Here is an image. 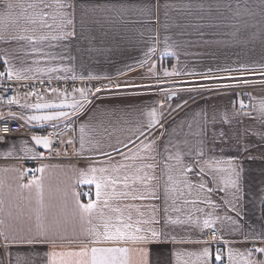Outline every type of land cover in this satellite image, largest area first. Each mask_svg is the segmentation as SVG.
<instances>
[{
    "label": "crops",
    "instance_id": "crops-1",
    "mask_svg": "<svg viewBox=\"0 0 264 264\" xmlns=\"http://www.w3.org/2000/svg\"><path fill=\"white\" fill-rule=\"evenodd\" d=\"M13 2L25 7L11 10L13 18L4 35L16 38L0 39V57H6L11 67L30 77L26 80L75 76L82 81L110 79L121 87L100 91L88 98L90 102L84 103L82 109L75 110L73 116L61 120L28 121L22 117L73 111H38L25 106L71 104L81 100L80 93L75 91L80 86L68 96L50 92L41 97L25 96L19 101L21 111L17 117L22 129L0 143V219L5 221L6 234L10 231L32 237L37 232L36 213L40 205L35 187L31 191L19 188L31 180L21 175L24 169L20 160L38 158L49 147L36 145L31 129L73 123V129L62 135V142L71 141V153L77 159L37 165L46 166L43 173L36 171L34 176L42 177L44 223L71 216L75 209L72 191L79 194L81 203L96 200L95 185L80 182L81 170L110 169L111 165L125 163L131 167L109 174L121 181L128 177V186L117 184L116 191L129 195L110 200V207L103 211L115 216L118 214L111 212V208H120L119 214L125 220L131 217L129 223L160 234L153 238L149 231H144L141 234L149 237L146 242L126 245L146 249L147 264H213L212 244L205 239L212 230L216 231L227 259L225 264H242L241 255L246 249L264 247V239L244 240L245 233L251 235L264 229V137L260 135L264 133V120L258 112V106L264 102V82L227 87L182 101L177 97L166 101L160 84L150 80L159 77L166 84L246 72L264 75V0H64L74 6L64 9L57 8V0H43L35 9L26 6L37 0ZM6 3L7 0H0V15ZM60 11L71 13L68 18L72 24H62ZM40 12L48 13L43 21L39 15H33L34 22L24 18ZM65 31L73 35L51 39ZM29 36L34 39L20 38ZM41 36L48 39L40 40ZM149 48L155 50L149 53ZM166 49L175 55L166 54ZM49 68L58 70L49 72ZM65 68L68 70L64 71ZM0 69L5 70L2 59ZM165 70L171 75H165ZM240 101L247 103V109H241ZM152 107L163 114L160 123L164 127L154 126L146 139L139 133L146 128L147 111ZM245 112L250 115H244ZM148 139L155 141L150 152L140 148L141 142ZM114 148L119 151L114 152ZM129 150L139 151L143 159L125 161L119 153L129 154ZM101 152L109 153L110 158L99 155ZM177 154L180 161L169 159ZM229 161L242 169L238 201L232 200L233 190L221 182L228 175ZM147 164L153 167L136 172ZM188 166L191 171H185ZM145 173L152 177L147 185L134 179ZM141 195L147 198L133 199ZM230 200L232 203H228ZM233 206L236 212L231 210ZM209 217L215 223L211 229H205L203 220ZM225 217H232L237 225ZM236 227L238 230L233 231ZM88 242L89 238L79 234V226L73 230L71 225L48 243H13L5 248L0 238V264H48L50 251L77 249ZM205 248L209 250L207 257L202 256ZM251 258L264 259V254L253 253ZM132 259L139 261L141 257L133 253Z\"/></svg>",
    "mask_w": 264,
    "mask_h": 264
},
{
    "label": "snow or ice",
    "instance_id": "snow-or-ice-1",
    "mask_svg": "<svg viewBox=\"0 0 264 264\" xmlns=\"http://www.w3.org/2000/svg\"><path fill=\"white\" fill-rule=\"evenodd\" d=\"M43 3V0H37L35 3H29L27 4V8L35 9L39 7V5ZM44 7H49L48 4H44ZM5 11L2 15H0V39H15L16 37L6 36L4 33L8 29V21L13 18V13L11 10L20 7L24 8L25 6L20 3H14L13 0H7V3L5 4ZM74 6L71 3L64 2V0H57V8L58 9H64V8H73ZM225 7H228L229 11H231V8L227 5ZM33 15H39V18L43 21L45 17L48 16V13L40 12L36 14H29L26 15L24 18L27 19L29 22L33 21ZM58 15L62 18V24L63 25H70L72 24V20L68 17L71 15V13H66L63 11L58 12ZM14 22V21H13ZM49 26L50 25H46ZM73 35L72 32H62L60 36H52V40L67 38L68 36ZM21 39H29L32 40L34 37H20ZM40 40L48 39L46 36L39 37ZM35 50V49H34ZM155 49L149 48L148 52L151 53ZM166 54L168 55H175L174 52H172L170 49H166ZM0 59L3 60L5 64V70L0 71V77H7L9 80L15 78L16 80H26L30 77L26 75H22L20 71L15 70L13 67L9 65V62L6 57H0ZM261 67H264V65H261ZM57 68H49L47 71L49 72H55L57 71ZM64 71H67L68 69H63ZM37 71H44V69H37ZM150 71H153V69H150ZM165 75H171V73H168L167 70H165ZM76 77L74 76L73 79ZM95 78V77H90ZM83 79V77H81ZM244 84H248L249 81L244 80ZM239 86L236 85H220L219 87H234ZM116 88H120L121 86L119 84L115 85ZM125 87H138L136 85H125ZM7 91V89L5 90ZM50 91H57L56 89H50ZM75 91H78L81 96V100L76 101L74 100L71 104H49V103H36L32 105H26L25 107L36 109V110H44V109H63V108H69L73 111H63V110H57V111H50L46 112L44 114L39 115H30L27 117H22V119H27L28 121H53V120H61V119H67L75 114V110H79L83 108L84 103H89L88 101V95L90 90L85 89H76ZM96 93H99L101 91L100 88H97ZM66 95V93H65ZM175 95V93L168 94L165 93L166 99H171V97ZM235 103V102H234ZM9 104H18V99H13L9 101ZM163 105H161L162 107ZM180 105H177V108H179ZM240 107L241 109L245 108L246 105H244L243 101H240ZM258 112L260 113V117L262 120H264V102H261V104L258 106ZM244 115H250V113H243ZM10 116H14L15 114L9 113ZM234 115H239V113H234ZM147 116L149 117L147 126L144 129V131L140 132L139 135L146 137V134H151V130L154 128V126L157 127V129H162L164 125L160 123V120L163 118L162 113H158L156 107H152L150 110L147 111ZM225 122H227V117L225 116ZM67 126V125H66ZM55 127V125H53ZM8 128H4L3 132L5 134L9 133ZM139 131V130H138ZM81 132L83 133V127L81 128ZM221 135H223L221 133ZM262 137H264V133L260 134ZM4 137L0 136V140H3ZM215 139V138H214ZM32 140L35 142L36 145H42L44 148H48L51 141L48 136H38L33 135ZM131 139L129 140V143H131ZM71 143V141H69ZM155 141L148 139V142H141L140 148H142L145 151L150 152ZM203 143V141H201ZM84 144V138L81 137V146L83 147ZM122 147H127V145H121ZM114 152H118V149H113ZM101 156H108L110 158L109 153H98ZM122 158L125 161H135L136 159L140 158L143 159V157H140L139 151L133 153L131 150H129V154L119 153ZM198 155H202V152H198ZM40 155H43L40 153ZM169 159H175L177 161H180L181 157L179 154L175 156H170ZM46 166H41L37 168L35 171L43 173ZM131 167L129 164L121 163L117 165H111V168L107 167H89L87 171L81 170L80 171V177L81 183H88V184H94L96 189V200L95 201H89L88 203H81L79 200V194L75 191H72L70 193L73 203L75 204V209L71 213V216H65L62 220H56L52 224H46L41 220V216L43 215V196H44V187L41 178L33 177V179L29 180L28 183H22L19 185V188L21 189H28L29 191L32 190L33 187H35L36 194H37V203L40 205L39 209L37 210V232L35 236L32 237H23L18 236L12 232H8L6 234V228H5V221L3 219H0V238L3 239L4 247L7 248L9 244L13 243H26V244H35V243H48L50 242L51 237L55 236L57 233H60L62 231H65L69 225L72 226L73 230L76 229L77 226H79V234L83 237L89 238L88 243H83L81 246H79L77 249H67L62 251H56L52 250L49 253H47L48 256V264H147V250L143 247H140L138 249L130 248L126 245L129 243L133 244H140L142 245L144 242H146L149 237L147 235L141 234L144 231H149L151 233V237L155 238L158 237L160 234L152 229H142L141 227L134 226L133 224L129 223L128 221L131 220V217H128V220H125L121 213L120 208H111V212L117 213L118 215L112 216V215H106L103 211L105 208H109V201L112 199H118L121 196H128V192H117L116 191V185L123 183L125 187H127V181L128 177L125 176L123 181H121L118 176H114L109 174L111 173H119V171L123 168ZM153 165L147 164V165H141L139 168L136 169V172H141L144 168H152ZM191 166H188L185 168V171H191ZM28 170L25 169L24 172L21 173V175H24ZM203 171V169H201ZM241 171L238 166L234 165L232 161H229V168L227 169L228 175L222 179V183L225 185L226 188L232 189L231 192L232 200L238 201L240 199L239 193H240V177H241ZM99 173V175H97ZM135 180H139L145 185H147V182L152 179V177L148 176L147 173L144 174V176H140L137 174L134 177ZM171 179V177H169ZM201 188H204V184L200 185ZM111 189V191H109ZM221 191H224V188L220 189ZM209 192L212 191V189H208ZM68 195V193H66ZM146 199L147 197L141 195L139 197L133 196V199ZM2 203V201H0ZM228 203H232V201H228ZM232 211L236 212L235 206L232 207ZM237 215L239 213L237 212ZM225 219L229 220L232 225H237V221L234 220L232 217H225ZM96 221L95 223L93 221ZM179 221H173V223H178ZM147 223V221H145ZM215 223L214 219L209 217L203 220V228L205 229H211L213 227V224ZM238 227L233 228V231H237ZM217 237H212V239H216ZM251 239H264V229H262L260 232L256 233L253 232L251 235L245 233L244 240H251ZM102 243L108 244L110 243L111 246H99ZM123 244L124 246H119L120 244ZM138 253L141 257L139 261H134L132 259V254ZM253 253H260L264 254V247H253L246 249V252L244 255H241V261L242 264H264V259H252ZM209 255V250L207 248L203 249L202 256L207 257ZM230 257L232 255V252L229 253ZM217 260H220V256L217 255Z\"/></svg>",
    "mask_w": 264,
    "mask_h": 264
},
{
    "label": "built area",
    "instance_id": "built-area-1",
    "mask_svg": "<svg viewBox=\"0 0 264 264\" xmlns=\"http://www.w3.org/2000/svg\"><path fill=\"white\" fill-rule=\"evenodd\" d=\"M1 71V69H0ZM81 87V89L90 90L88 98H92L97 95L96 89L100 88L102 90L114 89L115 83L110 79L101 80H76V79H31V80H16L7 79L0 77V136L4 139L0 140V143L4 142L9 136L18 134L22 125L19 120L18 112L21 111L19 101L25 96L29 97H41L50 92H61L68 96L70 95L76 87ZM7 89V91H5ZM50 89H56L57 91H50ZM13 99H18V104H9V101ZM247 109V103L244 102ZM9 113L15 114L10 116ZM4 128H8L9 133L5 134L3 132ZM73 129V123L66 125H48L45 127L31 129V135L38 136H48L51 143L47 151L42 152L35 159H22L20 163L23 169L28 171L24 174L26 179H32L36 174L37 165L40 162H56L64 160H76L77 157L71 153V145L69 143L62 142V135L68 130ZM217 237L215 230L209 231L206 235V241L212 244L213 264H225L227 259L223 254V250L218 243V239H212V237ZM217 255L220 256V260H217Z\"/></svg>",
    "mask_w": 264,
    "mask_h": 264
},
{
    "label": "rangeland",
    "instance_id": "rangeland-1",
    "mask_svg": "<svg viewBox=\"0 0 264 264\" xmlns=\"http://www.w3.org/2000/svg\"><path fill=\"white\" fill-rule=\"evenodd\" d=\"M150 80L155 84L158 82L162 91V95L165 97V93L168 94L175 93L174 97H177L180 101L185 100L187 97H195L200 94L207 92H213L227 87H219L220 85H236L242 87H248L252 85H258L264 82V75L253 72H246L242 75L228 76V77H214V78H204L196 80H176L174 82L163 83L162 80L157 77H150ZM249 81L248 84H244L243 81ZM150 82V83H152ZM166 101L168 99L165 98Z\"/></svg>",
    "mask_w": 264,
    "mask_h": 264
},
{
    "label": "water",
    "instance_id": "water-1",
    "mask_svg": "<svg viewBox=\"0 0 264 264\" xmlns=\"http://www.w3.org/2000/svg\"><path fill=\"white\" fill-rule=\"evenodd\" d=\"M175 95H173L171 98H173Z\"/></svg>",
    "mask_w": 264,
    "mask_h": 264
},
{
    "label": "trees",
    "instance_id": "trees-1",
    "mask_svg": "<svg viewBox=\"0 0 264 264\" xmlns=\"http://www.w3.org/2000/svg\"><path fill=\"white\" fill-rule=\"evenodd\" d=\"M173 99H175V98H173Z\"/></svg>",
    "mask_w": 264,
    "mask_h": 264
}]
</instances>
